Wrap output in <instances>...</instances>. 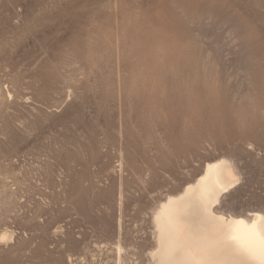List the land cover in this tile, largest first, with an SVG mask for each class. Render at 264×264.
<instances>
[{"label":"rangeland","instance_id":"rangeland-1","mask_svg":"<svg viewBox=\"0 0 264 264\" xmlns=\"http://www.w3.org/2000/svg\"><path fill=\"white\" fill-rule=\"evenodd\" d=\"M0 81V264H146L212 157L264 205V0H0Z\"/></svg>","mask_w":264,"mask_h":264},{"label":"bare ground","instance_id":"bare-ground-1","mask_svg":"<svg viewBox=\"0 0 264 264\" xmlns=\"http://www.w3.org/2000/svg\"><path fill=\"white\" fill-rule=\"evenodd\" d=\"M1 87L0 109L6 95H11ZM243 166L232 156L208 158L193 178L156 200L150 212L151 244L145 251L146 264H264V205L233 209L243 173L246 175ZM3 185L0 206L7 211L14 198ZM4 212L1 214L6 216ZM12 238V231L0 232V241ZM113 248L114 264H122L125 248L119 240Z\"/></svg>","mask_w":264,"mask_h":264}]
</instances>
